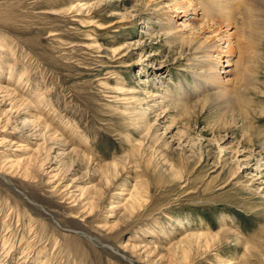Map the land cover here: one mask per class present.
<instances>
[{"label":"rangeland","instance_id":"rangeland-1","mask_svg":"<svg viewBox=\"0 0 264 264\" xmlns=\"http://www.w3.org/2000/svg\"><path fill=\"white\" fill-rule=\"evenodd\" d=\"M177 2L0 0V264H264V12L218 101Z\"/></svg>","mask_w":264,"mask_h":264},{"label":"bare ground","instance_id":"bare-ground-1","mask_svg":"<svg viewBox=\"0 0 264 264\" xmlns=\"http://www.w3.org/2000/svg\"><path fill=\"white\" fill-rule=\"evenodd\" d=\"M206 1H208V4H209L208 8L206 7L207 11L210 9V11H212L210 13L214 14L213 23L217 27V28H214L216 30L213 31V33H216L215 37L206 38V39L202 38V40L201 39L197 40V39L191 37L192 33L197 28L194 26L195 24L200 22L201 23L200 25L205 27L203 25V22L205 21L203 19H205V18H202V20H201L199 17H193V18H191V20H188L189 19L188 15H189L190 10L194 11V14H193L194 16L197 15L196 14L197 10L194 9L195 6L192 3H190L188 0H183V2L180 4L177 2L178 3V5H177V7H178L177 13L178 14L174 18L173 17L169 18L171 25L174 26V28H172V31H171L173 33L172 34L169 33V34H171V36H172L171 40L173 42H175V43L178 42L179 46H181L182 49L184 47H186L188 52L191 53V57H192L191 58L192 59L191 60V67L196 69L194 76L196 77L197 82L199 83L200 89L201 90L207 89V90L213 91L214 96L212 99H215L218 101L219 100H225V99L230 100L232 98L233 94L235 95V91H236V93L238 92L237 90L242 91V88L240 87L241 89L236 88L237 90H232V88H230L228 86V84H230V80L227 79V77H225V73L223 71H221L220 69L222 67H224V65H223V63H225L224 61H226V63H230L229 58L234 55V45L235 44L233 43V39H234V37H236V35L237 36L239 35L237 32L240 30V28L242 29L245 27V25H248L247 21L249 20L248 18H250L249 15L256 18L258 15H260L259 13L264 12V4L262 3V2H264V0H242L241 1V3L244 5V8H245L244 10L248 11V14L245 13L248 16L247 20L245 18L247 23H243L244 21H242V22L238 21V19L235 18L237 16H234L236 14L233 15V11H235L234 7L239 6V11L242 10V8L240 9V7H242V6H240L241 3H240V5L235 6V4L232 2V0H206ZM207 13H209V12H207ZM237 13H239V12H237ZM242 14H244V13H242ZM166 16H170V14H166ZM241 18L244 19L243 16ZM257 19H260V18L259 17L256 18V21H257ZM261 19H263V18H261ZM187 20H188V23L185 24L181 29L178 30V23L182 22V21H187ZM260 21L262 22V20H260ZM204 23H206V22H204ZM192 24H194V25H192ZM235 25L238 28L237 27L234 28ZM256 25L259 26V23ZM249 26H251V25L249 24ZM224 28L226 30H224ZM232 29H235L233 33H231ZM251 29H253V28H251ZM203 30H204V32L206 31L205 28H203L202 31ZM258 30H259V28H258ZM187 31L191 32L190 36L189 35L186 36L185 33ZM250 33L252 35V32H250ZM167 35H168V33H167ZM223 45H225V48L222 47ZM237 70H238V68H237ZM235 86H238V85L235 84ZM186 93H187V91H186ZM243 93H245L244 90H243ZM243 93H240V94L242 95ZM173 101H174V99H173ZM233 103H235V102H233ZM118 168H119V165L114 164V167H113V169H115L114 171L117 172ZM131 199L134 200V196H131ZM201 236H205V235H200V237ZM192 237H195V236H192ZM196 237H198V236H196Z\"/></svg>","mask_w":264,"mask_h":264}]
</instances>
